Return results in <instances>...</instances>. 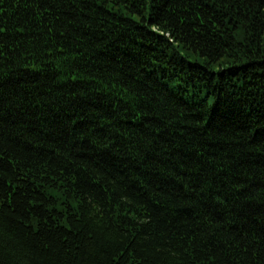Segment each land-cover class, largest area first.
Listing matches in <instances>:
<instances>
[{
    "label": "trees",
    "instance_id": "16d2710c",
    "mask_svg": "<svg viewBox=\"0 0 264 264\" xmlns=\"http://www.w3.org/2000/svg\"><path fill=\"white\" fill-rule=\"evenodd\" d=\"M0 264H264V0H0Z\"/></svg>",
    "mask_w": 264,
    "mask_h": 264
}]
</instances>
